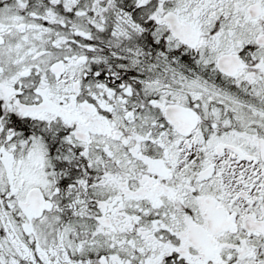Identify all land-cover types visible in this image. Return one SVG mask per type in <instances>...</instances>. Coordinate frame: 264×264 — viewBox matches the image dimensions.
<instances>
[{"label":"snow or ice","instance_id":"snow-or-ice-1","mask_svg":"<svg viewBox=\"0 0 264 264\" xmlns=\"http://www.w3.org/2000/svg\"><path fill=\"white\" fill-rule=\"evenodd\" d=\"M0 264H264V0H0Z\"/></svg>","mask_w":264,"mask_h":264}]
</instances>
